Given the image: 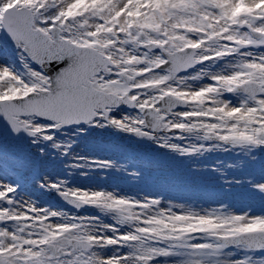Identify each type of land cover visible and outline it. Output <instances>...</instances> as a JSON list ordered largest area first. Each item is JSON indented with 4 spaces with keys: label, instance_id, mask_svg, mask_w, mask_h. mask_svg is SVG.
Wrapping results in <instances>:
<instances>
[{
    "label": "snow or ice",
    "instance_id": "6c2138e0",
    "mask_svg": "<svg viewBox=\"0 0 264 264\" xmlns=\"http://www.w3.org/2000/svg\"><path fill=\"white\" fill-rule=\"evenodd\" d=\"M81 37L107 47L73 48L70 41ZM250 49H264V0H0V264H264V215L171 208L148 214L157 199L69 187L41 172L55 168L57 154L71 157L69 168L112 166L73 152L62 130L78 135L87 125L89 133L117 129L154 138L140 116L113 114L121 103L147 111L154 130L208 125L228 131L219 138L232 145L264 148V51ZM230 56L238 58L231 71L209 73L212 83L199 88L181 87L177 73ZM65 60L49 75L46 66ZM147 89L156 94L142 95ZM241 91L251 105L220 98ZM189 93L220 123L189 118V110L174 113V121L157 106L165 98L169 111L186 105ZM164 140L163 147L182 154L197 150ZM255 187L264 193V183ZM42 191L76 209L115 213L129 228L37 206L32 194Z\"/></svg>",
    "mask_w": 264,
    "mask_h": 264
},
{
    "label": "rangeland",
    "instance_id": "374dc122",
    "mask_svg": "<svg viewBox=\"0 0 264 264\" xmlns=\"http://www.w3.org/2000/svg\"><path fill=\"white\" fill-rule=\"evenodd\" d=\"M13 2H26V0H13ZM81 45H92V42H99L98 49L107 47L106 43H102L99 38L85 39L78 38L71 40ZM254 52L263 51L262 49H250ZM153 52H159L158 50H152ZM237 57L233 56V63L237 62ZM227 61L214 60L207 62V64H200L193 70L184 73L177 74L178 77L184 79V84L181 87L199 88L205 84L212 83L206 82L209 79V73L217 72H229L232 70L231 66L227 64ZM161 70H157L160 72ZM198 73H203L199 78H193ZM102 76L104 74H101ZM110 79H115L114 74H109ZM171 83H177L172 81ZM156 90L147 89L142 90V95H154ZM191 93L185 96L187 105L185 107L177 108L171 115H167L161 111L162 114L166 115L167 118L179 121V116L173 115L180 111L197 112V117H205L211 121L213 125L219 124L220 121L216 120L214 115L208 116L204 113L201 108L197 107L202 98L197 97L191 99ZM224 100L229 101L233 105H239L241 101L247 100L251 105L253 101L248 98L243 92L235 93H222L221 97ZM158 106V105H157ZM113 114L119 118L121 115L136 117L140 116L143 118L142 113L138 108L134 110L126 109H112ZM189 117V116H188ZM190 118V117H189ZM186 123L191 124L192 120H186ZM73 128V132L75 128ZM88 126L85 125V129ZM146 130V129H145ZM117 129H96L90 135H83L79 133L74 135L67 133L66 130H62L59 135L64 138L67 136V140L74 141L72 143V151L79 153L80 155L88 156L92 160H108L112 162L111 167H78L69 168L67 167L72 163L71 157L59 156L57 159L59 163L56 164L55 168L51 172L45 173L49 175L51 179H55L57 176L66 181L69 187L74 188H89V189H103L106 191L113 192L118 196L133 198L135 200H144L145 196L137 192L133 186L137 180H140L143 174L133 169L126 160L121 156L116 155L113 152H128L130 149L140 150L141 152L151 154L155 160V164L161 165L163 169L170 171L174 176L169 181L176 183H182L183 185L193 184L196 189H188L185 193L195 192L194 200L187 202L180 197L176 199H170L163 196L148 195L147 198H155L159 201V204L150 210H145L148 214H154L159 209H169L173 211L191 212V208H195L201 211V214H206L211 211H215L217 214H242L247 212L252 215H259L257 212L264 214V193L255 187L256 184L264 183V148L249 147L247 145L239 146L232 145L226 140H221L219 135L222 134L225 137L229 136L228 131L212 127V131L208 130V125L197 126L190 132H180V130H172L171 132L165 131L156 133L148 142L145 144H139L138 140L128 133L122 132L118 134ZM118 135V136H115ZM112 136V139L109 138ZM164 138H168V142L176 143L181 147H195L197 150L182 154L178 151L163 147L162 144L165 142ZM67 142V141H65ZM132 144V145H130ZM55 152V150H52ZM112 152V153H110ZM157 160V161H156ZM83 173V175H82ZM189 183V184H187ZM208 185V186H207ZM210 185V186H209ZM216 185H223L225 189L223 192V198L225 192L233 190L236 193L237 200L244 202V205L250 209L243 210L241 204L237 205V208L227 206L225 201L218 206L213 204L199 205L196 204L198 201L197 193H202L201 198L207 196L219 195V190L214 189ZM178 190V185L173 184L172 187ZM184 190V189H181ZM54 191L38 192L33 193L32 198L44 200L48 196H54ZM183 195V193H179ZM40 203V202H39ZM62 208L65 206L63 202L58 203ZM42 206V205H39ZM45 206V205H43ZM71 208L70 206H68ZM67 207V208H68ZM214 212V213H215ZM70 215L76 216H88L99 218V223L103 225L116 224L122 231L128 230V225H118L116 220V214L111 212H101L98 208L86 206L81 212L72 210ZM110 234V233H109ZM124 251V249H121ZM164 260L165 258H158Z\"/></svg>",
    "mask_w": 264,
    "mask_h": 264
},
{
    "label": "bare ground",
    "instance_id": "6f19581e",
    "mask_svg": "<svg viewBox=\"0 0 264 264\" xmlns=\"http://www.w3.org/2000/svg\"><path fill=\"white\" fill-rule=\"evenodd\" d=\"M262 50L264 51V49H262ZM232 57L233 56L224 57V58H221L219 60H221V61H224L225 60V61L228 62L227 63L228 65L232 66V65L235 64L232 61ZM207 62L208 61L204 62L203 64H207ZM206 82L208 83V82H212V81L210 79H207ZM192 114H199V113H192ZM110 138L112 139V136ZM139 143H140V141H139ZM130 145H132V144H130ZM146 167L149 168V169H156L157 168V166H155L154 164H147ZM153 183H156V182H153ZM188 187H190L191 189H196V186L193 185V184L188 185ZM214 189H217V191L219 190L218 191L219 192V195H217V196H207V197H203V198L199 199L196 202V204H199V205L213 204V205H216V206L220 205L222 203V197H223V192H220V191H222L223 189H225V186L223 187V185H216L214 187ZM138 190L141 191L140 194L143 195V196H145V197L148 196L147 193H153V195H155V196H158L159 195L158 190L156 188L153 189V187L152 188H149V189H141V188H138ZM167 194H168V197L170 199H174V198L177 197V192H175V190H172V189H169L168 192H167ZM201 194L202 193H199V195H201ZM183 198L187 202H191L194 197L193 196H190V195H185ZM238 202H239V204H241L243 206V207H241V208H244L243 210L250 209L247 206H245L244 205V202H242L241 200H239ZM39 205H40V203L37 201V206H39ZM233 207L237 208V204L233 205ZM55 210H60V211L68 212V210L67 209H64V208H62V209L56 208ZM190 210L193 213H199V214H201V211L200 210H197L195 208H191ZM211 212H215V211H211ZM255 212L258 213L259 215H264V214H261L260 212H257V211H255ZM119 230L122 231L121 229H119Z\"/></svg>",
    "mask_w": 264,
    "mask_h": 264
},
{
    "label": "water",
    "instance_id": "95a60500",
    "mask_svg": "<svg viewBox=\"0 0 264 264\" xmlns=\"http://www.w3.org/2000/svg\"><path fill=\"white\" fill-rule=\"evenodd\" d=\"M71 45H72L73 48L78 49V50H81V51H91V50H93V49L88 48V47L77 46V45H75V44H73V43H71ZM66 63H67V60H65V61H63V62H61V63L57 62L56 64H54V65H52V66H46L49 75H54V73H55L56 71H59V70L63 69V68H64V64H66ZM195 66H196V65H195ZM193 67H194V66H193ZM193 67H190V68H188L187 70H189V69H191V68H193ZM187 70H185V71H181V72H179V73L186 72ZM167 101H170V100H169L168 98H165L164 100H162V101L159 102V105L161 106V108L163 109L164 112H166V113H170L171 111H169V104H167ZM170 102H171V101H170ZM184 102H185V101H184ZM171 103H172V102H171ZM185 104H186V102H185ZM178 106H185V105H182V104H173L172 108H177ZM114 107L134 108L133 105H127V104H123V103H121V104H119V105H116V106H114ZM172 108H171V110H172ZM145 115H146V121H147L146 124L149 125L148 128H150L153 132H157V131H162V130H163V129H158V130H154V129H152V128L150 127V122L152 121V117H151L150 115H148L147 111L145 112ZM134 135H135V134H134ZM136 136H137V135H136ZM137 137H139V138H141V139H144V140L148 138V137H144V136H137ZM80 209H82V207H81Z\"/></svg>",
    "mask_w": 264,
    "mask_h": 264
}]
</instances>
